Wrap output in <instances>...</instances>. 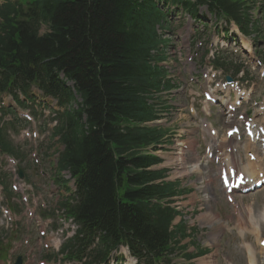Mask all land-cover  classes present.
<instances>
[{
    "label": "trees",
    "instance_id": "trees-1",
    "mask_svg": "<svg viewBox=\"0 0 264 264\" xmlns=\"http://www.w3.org/2000/svg\"><path fill=\"white\" fill-rule=\"evenodd\" d=\"M157 1L162 0L0 5V83L20 78L24 88L37 84L65 107L56 129L64 144L59 169L77 179V202L65 205L85 239L98 237L101 258L124 240L135 255L158 262L172 250L173 239L186 236L183 225L169 231L175 211L159 203L175 194L177 185L157 181L163 171L147 168L160 159L144 151L164 140L166 129L143 123L159 117V92L172 87L157 64L165 59L167 44L157 34L156 26L167 22ZM165 1L178 2L192 14L197 5L208 4L236 19L244 31L251 29L238 0ZM0 145L12 150L2 132Z\"/></svg>",
    "mask_w": 264,
    "mask_h": 264
},
{
    "label": "rangeland",
    "instance_id": "rangeland-1",
    "mask_svg": "<svg viewBox=\"0 0 264 264\" xmlns=\"http://www.w3.org/2000/svg\"><path fill=\"white\" fill-rule=\"evenodd\" d=\"M201 11L202 13H204L203 15H206L208 13H206L205 7L201 8ZM179 16L180 14L176 16L174 14L172 15L171 29L169 30L170 33H167L168 36H170L171 38V45L167 49V68L169 69L171 75L174 78H177L176 81L180 82V88L176 89L175 91H171L168 94H165L166 98L173 100V103L176 105V107L173 105L174 107L170 111V115L161 120L162 126H169L171 128L172 136L171 142L167 145V148L169 147V149L165 147L167 150L157 152L163 159V162L159 165V167L166 168L167 171H169V175L180 173L182 171H186L189 173V178L181 184L185 187L188 186L193 188L192 193L190 194V196L187 197L188 199H191L193 206L188 208V213L185 217L187 218L188 222V218L192 213L191 219L194 220L197 224L203 226L208 225L205 229H199L197 237L200 243L209 249L208 251L213 254H217L216 257H212L206 260L201 259L200 261H196L195 264H226V261H224L223 259L229 260L232 264H248L247 260L244 257V251L242 249V239L231 233V230L234 229L236 224V217L232 215L231 207L227 204L224 199L223 193L219 187L218 180L214 175L215 170L213 166L211 164H204L202 160L201 154L203 146L201 145L200 141L198 142L199 137L197 133V130L199 128L196 126L197 123L195 118L191 117L187 111L186 105L187 103L191 102V99L188 97V93L192 86H188L187 84H185L187 80V74H184L183 65H186L187 63L185 62V59L181 54L184 48L177 41V37L182 38V36L185 34L186 29L188 27V21L186 19L187 16H184L185 19L179 18ZM206 21L208 22V25L213 27L212 25L214 23V18L209 17L207 15ZM218 24L224 26V20H220ZM209 30L211 31L212 29L209 28ZM44 31L45 29L42 27L41 32ZM187 44L188 40H185L184 46H187ZM230 48L232 47H223L218 50H215L216 52L222 50V52L220 53H224L225 57L229 58L230 60L232 59L237 63L239 61L248 60V57L246 56L245 52L232 54ZM258 48L260 49V53H262L264 47L258 45ZM210 59L211 57L207 56L205 62L207 64H211ZM188 69L190 68L188 67ZM247 70L249 71V74L253 78H255V80L259 81L257 75L258 70L254 71L252 68H247ZM186 86H188L187 89L185 88ZM259 87L260 88H258V91H255V96L262 98V95L264 94V81L259 84ZM194 105L198 113V118L204 117L203 103H201L200 100H196ZM214 111V116H216V118H214L213 120L217 124V126L221 128L225 122V116L220 114L221 106H216L212 112ZM188 129L194 130V134L187 136ZM199 134H201L200 131ZM46 136L47 133H43L41 139L43 140V142H47ZM12 140L16 144V141H20V138L16 135ZM183 140L187 142L189 141L190 144H192V148L189 152L183 154L182 157H180L181 155L178 154V150L176 148L177 145ZM54 149L57 150L58 145H55ZM192 152L196 154L198 162L191 158ZM194 163L198 164L199 169L196 172L191 173L192 171H195L193 170ZM202 177L211 180L214 179V182H211L209 184L210 191L208 193L204 192L201 187ZM68 188L73 189L71 182L68 183ZM63 191L66 192L67 195L69 194L68 190L64 189ZM206 194H210V197L212 199L208 200ZM261 195L262 194L260 193L250 195L247 196L245 200L249 203L255 201V207L261 208L262 203H264V199L263 201L261 200ZM210 213H212L216 217L214 221H211L207 218ZM244 219L247 221L246 215H244ZM19 233L23 235L24 230ZM9 236H11V234H9ZM252 239V234H248L246 240L252 243ZM59 264H61V262H59Z\"/></svg>",
    "mask_w": 264,
    "mask_h": 264
},
{
    "label": "bare ground",
    "instance_id": "bare-ground-1",
    "mask_svg": "<svg viewBox=\"0 0 264 264\" xmlns=\"http://www.w3.org/2000/svg\"><path fill=\"white\" fill-rule=\"evenodd\" d=\"M236 145H237V146H240V147H243V148H247V147L249 146V142H247V143L244 142L243 144H236ZM191 158H193L195 161L198 160L197 157H196V154H195L194 152H192V156H191ZM255 165H256V163L252 164V166H247V168H248V169H253ZM194 167H195L196 169H199L197 163H194ZM197 167H198V168H197ZM182 172H185V171H182ZM182 172H180V173H182ZM180 173H176V174H180ZM211 182H213V180H211ZM263 215H264V212H263ZM207 218L210 219L211 221H214V220L216 219V217H215L212 213H210V214L207 216Z\"/></svg>",
    "mask_w": 264,
    "mask_h": 264
}]
</instances>
